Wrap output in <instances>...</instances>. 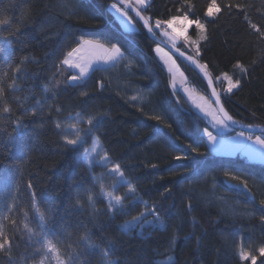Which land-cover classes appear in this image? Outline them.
Masks as SVG:
<instances>
[{
    "label": "trees",
    "instance_id": "trees-1",
    "mask_svg": "<svg viewBox=\"0 0 264 264\" xmlns=\"http://www.w3.org/2000/svg\"><path fill=\"white\" fill-rule=\"evenodd\" d=\"M114 2L119 3L0 0V20L7 21L0 24V87L5 90L0 109L11 108L9 113L0 111V215L8 217L0 222L13 245L11 257L0 253V264H39L43 257L36 242L39 238L30 239L23 227L28 223L40 231L33 192L46 214L49 238L65 252H71L69 245L75 248L80 254L76 264L86 253H94L106 264L102 249H110L107 259L115 264H162L168 256L171 264H251L239 259L241 246L257 255L256 264H264V257L257 253L264 247V205L260 203L264 163L240 153L225 156L212 151L204 134L209 123L173 88L172 75L156 52V41L121 4L138 26L124 29L109 9ZM210 3L150 0L144 10L152 24L185 15L199 20L203 30L195 25L189 30L199 55L182 41L177 46L207 65L225 108L236 121L264 126V38L249 23L264 32V0H216L219 11L208 16ZM81 38L115 44L126 58L116 66L96 67L87 78L72 84L69 77L74 72L61 60ZM23 57L28 59L21 65ZM176 59L212 102L207 82ZM238 63L247 71L241 72ZM18 65L21 72L16 73ZM224 74L233 82L239 80V87L227 92ZM12 78L15 88L8 87ZM134 90L146 93L143 102L131 101ZM77 113L85 120L95 117L92 133L136 188L129 193L127 185H119V195L127 197L123 212L109 211L107 198L100 195L97 178L103 176L105 186L110 185L105 168L89 166L85 160L91 137L73 147L65 144L62 129L56 128L57 122L62 125ZM154 115L162 120L149 118ZM17 120L22 127L17 128ZM177 156L186 158L177 160ZM225 173L246 180L248 188ZM89 190L94 207L87 200ZM13 202L16 207L8 212ZM152 208L163 227L124 229L125 222ZM85 232L98 248L89 249L79 240Z\"/></svg>",
    "mask_w": 264,
    "mask_h": 264
},
{
    "label": "snow or ice",
    "instance_id": "snow-or-ice-1",
    "mask_svg": "<svg viewBox=\"0 0 264 264\" xmlns=\"http://www.w3.org/2000/svg\"><path fill=\"white\" fill-rule=\"evenodd\" d=\"M137 4L141 6L146 5V0H136ZM127 3V0H119V3H113L111 7L115 9L117 12H120L123 16L127 17L128 13L127 11L122 8L120 5ZM239 7V5H237ZM214 10L216 12L219 11V8L217 7L216 0H211V3L208 5L207 13L206 15L212 16L214 15ZM138 16H140V12L137 11L136 13ZM131 18L129 17V20ZM141 19L144 22L145 27L148 28L149 32L153 31L152 25L149 22V18L141 16ZM176 17H173L167 21H160L157 20L155 22V27L160 28L161 24H167L168 26H172L173 21L176 20ZM247 19V16L245 17ZM183 20L187 22L188 25L195 24L197 29L203 30L204 26L199 22V20H189L187 15L183 17ZM6 20H0V24L6 23ZM250 26L252 29H254L257 33H259L261 38H264V32L260 30V28L256 24H252L250 21ZM18 31V29H17ZM187 31V27H182L181 31L177 33L176 29L173 28L172 32L164 31V35L168 36L172 41H173V46L175 47L174 41L176 40L178 35H184V33ZM185 40L188 39L187 36H184ZM202 39L206 37H201ZM193 44L196 42L193 41ZM157 52L161 51L159 48L156 49ZM196 55H199V47L197 45L196 47ZM125 54L122 52L120 47H118L115 44H112L110 47L101 43L98 40H92V39H84L81 38L78 45L74 48H72L70 51L67 52L66 56L61 60V65H67L69 68L72 69H77L78 73L71 75L69 77L70 82H78L82 81L90 71H92V66L95 62H104V63H109L112 65H115L116 63H119L121 60L125 59ZM189 59L193 60L194 63L199 64V61L194 60L193 57H188ZM28 57H23L21 61V65L23 64L24 61H27ZM165 63L168 64V71L173 72V64L170 63V58L165 59ZM202 70L205 71V74L207 75V65H199ZM236 67H238L241 72L247 71L246 68L242 64H237ZM14 72L19 73L21 72V66L18 65L14 68ZM7 73H4L3 76H7ZM225 79L228 81V88L227 91L231 92L234 87H239L240 81L236 80L235 82L232 81L231 77L227 76V74H224ZM16 85V80L15 78H12L11 83L8 85L9 88H15ZM101 87H103V83L100 84ZM47 90V89H46ZM213 94H215V90H213ZM82 95H87V92L82 93ZM5 96V90L3 87H0V100H3ZM133 101L138 100V96H133L131 97ZM219 101V97L217 96V102ZM197 107L201 108L202 110L206 111L208 115H211L213 121L217 125H222L224 127L228 126V122L231 121L233 123H236V121L233 120V118L224 110L223 106L221 105L217 109L210 110L204 108L202 104H197ZM0 111L4 113H9L11 111V108L7 105H5ZM59 111V109H57ZM35 115V113H33ZM150 119L158 120L161 121L162 117L159 115H154L150 116ZM71 119L74 121L72 123L67 124V130H71L73 133L72 137L70 138L67 134L63 136V140L65 141L66 145H70L73 147L80 146L82 145L86 137L88 136L89 133L93 131V121L95 120V117L88 118L86 123L88 125L87 129H84L81 127L82 123V117L80 116L79 113H77L74 117H71ZM17 128L22 127L21 123L19 120L16 122ZM169 128L171 125H167ZM62 127L60 122L56 123V128L60 129ZM15 131V129H14ZM207 132V130L205 129ZM208 138L210 141L213 143H216V137L212 135L211 132H207ZM243 135V133H241ZM248 140H253L254 143L258 144L261 146L262 150H264V138L260 136H256L253 138L251 135L247 137ZM191 147V145H189ZM101 148V144L99 141V137H96L92 146L90 148L85 149L86 153V162L88 163L89 166L92 164V159L91 156L93 153H96L98 149ZM192 151L197 152L198 149L192 148ZM186 157H181L177 156L176 159H184ZM101 160L105 161V166L109 162V157L106 151L103 152V155L100 157ZM155 167V165H153ZM19 169L17 168V172ZM108 175L109 177L113 180V183L109 185L108 187L105 186L104 179L103 177L97 178V183L99 184L100 187V195L105 196L108 200V210L117 213V212H123L125 209V200L127 199L126 196H120L115 194V190L117 188L118 184H123L127 183L128 186V191L129 193H135L136 188L135 186L131 185L130 182H127V178L125 177L124 172L121 170L120 164H114L110 169H108ZM225 175H228L231 177L233 180H237L239 183L243 184L245 188H248V183L246 180H242L240 177L232 175L231 173H225ZM119 179H116V178ZM28 188H31L32 185L29 182L27 185ZM249 191H251L249 189ZM35 192L32 193V199H33V208L36 212V214L39 216L40 219V231L36 232L33 228L29 227L28 223H24L23 227L24 229L27 230V233L29 234V237L31 239L32 236H36L39 239L36 241L37 243L40 244V250L43 251V257L40 259L39 264H47L49 260L54 261V264H76L77 261H79V253L76 252V249L73 248L71 245L68 247L71 248V252H65L61 246L58 245L57 242H54L53 239L49 238L48 232L45 229V225L47 224V217L46 214L41 208L39 207L38 202L35 199ZM14 199V198H13ZM87 200L90 205L94 207L95 200L93 194H91V190H89V194L87 195ZM80 203V201H77ZM261 205H264V200H262ZM16 205L13 202L12 205L8 207V212H11L13 208H15ZM189 208H191V204L188 205ZM148 214L152 216V220H148L145 212L139 213L137 216L133 217L131 221L125 222V225L123 226L125 230H129L130 227H139L141 231L145 229V225H149L152 227L160 226L163 227V220L160 217L159 213L155 210V208H152L150 210H147ZM25 219H27V213L24 214ZM3 219H8L6 215H0V221ZM264 220V217L261 218ZM11 223L13 225L16 224L15 220H12ZM80 241H83L84 244L89 248H98L99 246L96 245L95 243L92 242L91 237L87 232L82 234L79 237ZM12 241L11 239L6 235L5 233V227L2 222H0V253H4L5 255H8L11 257L12 253ZM102 258L105 259L106 264H115V261L107 259V257L110 254V249H102ZM258 256L264 257V247H260L257 249ZM257 255H253L250 251H246L243 246H241L239 250V259L241 261H249L251 264H256L257 261ZM172 262V257L168 256L167 260L162 261V264H171ZM80 264H83V262H80Z\"/></svg>",
    "mask_w": 264,
    "mask_h": 264
},
{
    "label": "rangeland",
    "instance_id": "rangeland-1",
    "mask_svg": "<svg viewBox=\"0 0 264 264\" xmlns=\"http://www.w3.org/2000/svg\"><path fill=\"white\" fill-rule=\"evenodd\" d=\"M136 2V0H134ZM150 2V0H146V5H148V3ZM137 3V2H136ZM139 5V4H138ZM145 5V6H146ZM140 6V5H139ZM147 7V6H146ZM123 8V7H122ZM117 18L121 19V20H124L123 16H121L120 14L117 15ZM190 20V19H189ZM195 24H191V25H188L186 21L183 20V17H177L176 20L173 21V24L172 26H168L167 24H161V27L159 28L160 30H162V32L164 33V31H168V32H172L173 28L176 29L177 33H179L181 31V28L182 27H187V31L184 33V35H178L177 38H176V42L177 41H182L184 42V44L192 51H195L196 50V44H193L191 41H190V37H189V30L191 29L192 26H194ZM201 30V29H200ZM184 36H187L188 39L185 40ZM93 40V39H92ZM172 58V57H171ZM164 60V64L166 65V68L168 69V64L165 63V59L163 58ZM123 61V60H122ZM121 63V62H120ZM119 63V64H120ZM109 63H106V65H108ZM117 64V65H119ZM128 64V63H127ZM174 69V68H173ZM176 75V78H177V81L179 82V84H181L182 82V78L185 77L183 76V73L180 72L178 69H175V71H173ZM78 72H75L74 74H77ZM73 74V75H74ZM90 75V73L88 74V76ZM88 76H86L85 78H87ZM84 78V79H85ZM220 81V80H219ZM70 82V81H69ZM224 82V85H225V88H226V91H227V88H228V81L225 79L223 80ZM72 84L76 83V82H70ZM188 83L187 85H183L182 86V90H183V93L186 95V97L191 101V102H194L196 104H202L204 106V108L206 109H210V110H215L216 108L214 107V105L212 104L211 102V106H207L205 105L206 102H205V99L200 96L199 93H201V91L197 88V86L192 82V80L189 78L188 79ZM228 92V91H227ZM195 93V94H194ZM132 97L133 96H138L139 99L138 100H135L133 101L131 99V101L133 102H143L144 99H145V96H146V93L142 90H134L133 92H131L130 94ZM199 109V112L205 117V119L207 120V122L209 123L210 125V128H206L207 132H211L212 135L214 137H216V143H213L212 141L209 140L208 138V135H207V132L204 130V134L206 135V138H207V141H208V144L210 145L212 151L215 153V154H230V155H233V154H236L238 153L239 150H241L240 148L243 149L242 145H241V142L242 140L237 138V137H232L233 134L231 135H218L214 130H212L211 126L212 127H215L217 128V124L215 123V121H213L211 115H208L206 113V111L202 110L201 108L199 107H196ZM75 115H72L70 116L68 119H66L63 123H62V132L63 134H67L70 138L72 137L73 133L71 132V130H67L65 131V129L67 128V124L69 123H72L74 122L71 117H74ZM81 116V115H80ZM82 117V116H81ZM83 118V117H82ZM87 120H85L84 118L82 119V123H81V127L84 128V129H87L88 128V125L86 123ZM228 127H230L232 130H234V128L232 126H230L228 124ZM90 138V144H88L86 148H90L96 138L95 134H93L92 132L88 134V136L86 137V140L85 142L82 144L84 145L88 139ZM100 141V140H99ZM101 144V142H100ZM246 148V147H245ZM245 148L243 149L244 151L247 152V154H250L253 159H251L252 161H264V150H262L261 146L258 145V144H255V143H252L246 150ZM103 152H104V149L102 147V144H101V148L97 150L96 153H93L92 156H91V159H92V164L91 166H93L94 164L96 165H101L102 167L105 168L106 170V174L108 175V169H110L114 164L111 162L110 158H109V162L107 163V165L105 166V161L101 160L100 157L101 155H103ZM249 152V153H248ZM252 152V153H250ZM256 154H258V156H256ZM109 157V156H108ZM85 160H86V153H85ZM103 177V176H102ZM107 179L110 180V185L113 183V180L109 177V175L107 176ZM116 179H119L118 177ZM128 182V180H127ZM119 185H127V183H123V184H118L117 185V188L115 190V194L116 195H119ZM218 185H216L215 187H217ZM146 216H147V219L148 220H152V216L150 214H148V211L145 212ZM145 226H148V225H145ZM83 264H101L100 260L98 259V257L94 254V253H86L83 255Z\"/></svg>",
    "mask_w": 264,
    "mask_h": 264
},
{
    "label": "crops",
    "instance_id": "crops-1",
    "mask_svg": "<svg viewBox=\"0 0 264 264\" xmlns=\"http://www.w3.org/2000/svg\"><path fill=\"white\" fill-rule=\"evenodd\" d=\"M148 3V2H147ZM113 3H111L110 5H109V9L116 15V17H117V15L118 14H120L121 16H123L120 12H117L115 9H113L112 7H111V5H112ZM147 6V5H146ZM146 6H141L140 5V7L141 8H143V9H145V7ZM128 13V12H127ZM129 17L131 18L130 20H129ZM123 18H124V20H121V19H119L118 18V20L120 21V23H121V25H122V27L124 28V29H126V30H136V29H138V26H137V24L135 23V21L133 20V18L129 15V13H128V16L127 17H125V16H123ZM162 34H163V38H165L167 41H169V42H171V43H173V41L168 37V36H165L164 35V33L162 32ZM95 40H98V41H100L101 43H103V44H105V45H107V46H111V45H109V44H107V43H105L104 41H102V40H100V39H95ZM178 42L179 41H174V43H175V45H177L178 44ZM157 48H159L161 51H159V52H157V54L159 55V57L161 58V60L163 61V63H164V60H163V58L164 59H169L170 58V63H172L173 64V68H174V70L173 71H175V69H178L180 72H182L183 73V76H185V77H183L182 78V82H181V84H179V82L177 81V78H176V75H175V73L174 72H170L171 73V75H172V85H173V88L174 89H176V90H178V91H181L182 93H183V90H182V86L183 85H187V84H189L188 83V79H189V77L187 76V74L185 73V71L182 69V67L180 66V64H179V62L177 61V59H176V57L173 55V54H171L164 46H162L161 44H158L157 43V46H156V49ZM123 52V51H122ZM124 53V52H123ZM172 57V58H171ZM124 60V59H123ZM122 61V60H121ZM120 61V62H121ZM119 62V63H120ZM119 63H116L115 65H112V64H108V65H106V63H104V62H102V61H100V62H95L94 64H93V66H92V70L94 69V68H96L97 66H102V67H111V66H116L117 64H119ZM67 66V65H66ZM68 67V66H67ZM69 68V67H68ZM69 69H71V70H73L74 72H78V70L77 69H72V68H69ZM91 72V71H90ZM184 94V93H183ZM195 94V93H194ZM200 94V96H202L204 99H205V102H206V104L205 105H207V106H211L210 104H211V101L209 100V98H207V96H205L203 93H199ZM185 95V94H184ZM185 97H186V95H185ZM187 98V97H186ZM188 99V98H187ZM188 101H189V103L191 104V106L194 108V109H196V110H198L199 111V109L198 108H196L197 107V104L196 103H194V102H191L189 99H188ZM215 107V106H214ZM211 128H212V130H214L218 135H231V134H233L232 135V137L231 138H233V137H237V138H239V139H241L242 140V142H241V145H242V147H243V149L245 148V150L252 144V143H254V139L253 140H248L247 139V137L249 136V135H247V134H243V135H241V133L242 132H240L239 130H232L230 127H224V126H222V125H217V128H215V127H212L211 126ZM256 136H260V137H262V138H264V134H261V135H259V134H254V135H252V137L253 138H255ZM241 150H239L238 151V153H236V154H243L244 156H246L248 159H253V157L250 155V154H247V152L246 151H244L242 148H240ZM249 153V152H248ZM250 153H252V152H250ZM236 154H233V155H236ZM219 155H222V154H219ZM223 155H225V156H233V155H230V154H223ZM256 156H258V154H256ZM258 162H262V163H264V161H261V160H259Z\"/></svg>",
    "mask_w": 264,
    "mask_h": 264
},
{
    "label": "water",
    "instance_id": "water-1",
    "mask_svg": "<svg viewBox=\"0 0 264 264\" xmlns=\"http://www.w3.org/2000/svg\"><path fill=\"white\" fill-rule=\"evenodd\" d=\"M124 5H125V7H127L139 19V21L145 27L144 22L141 19V16L147 17L146 12L143 9H141L138 5H136L135 3L131 2L130 0H127V3H125ZM137 11L140 12V14H141L140 16H138L136 14ZM149 22H150V20H149ZM150 24H151V22H150ZM145 29H146V31L148 32V34L150 35V37L154 41H156L157 43L161 44L169 52H171L173 55H175L176 57H178L179 59H181L182 61L187 63L190 67H192L207 82V84L209 86V89H210V92H211L212 100H213L216 108H218V107H220L222 105L224 110L230 115V113L227 111V109L225 108V106L223 104L220 91H219L218 87L216 86L214 78L211 75L209 69L208 68L206 69V71H207V75H206L205 71L202 70L201 67L199 66V65H203V64H201L200 62H199V64L194 63L193 60L188 58L190 56L193 57L192 55H190L189 53L185 52L183 49H181L180 47H178L176 45L174 47L172 43H170L169 41H166L161 36H159L154 31V29H153L152 32H149L147 27H145ZM194 60H196V59L194 58ZM196 61H198V60H196ZM213 90H215V94H213ZM217 96L219 97V101L218 102H217ZM233 120L236 121L234 118H233ZM228 124L230 126L234 127L237 130H243V131L254 133V134H264V126H261V125H247V124L239 123L237 121H236V123H233V122L229 121Z\"/></svg>",
    "mask_w": 264,
    "mask_h": 264
},
{
    "label": "bare ground",
    "instance_id": "bare-ground-1",
    "mask_svg": "<svg viewBox=\"0 0 264 264\" xmlns=\"http://www.w3.org/2000/svg\"><path fill=\"white\" fill-rule=\"evenodd\" d=\"M195 59H197L198 61H199V59H198V57H195ZM200 62V61H199ZM201 63V62H200ZM202 64V63H201ZM203 65H205V64H203ZM238 122V121H237Z\"/></svg>",
    "mask_w": 264,
    "mask_h": 264
}]
</instances>
